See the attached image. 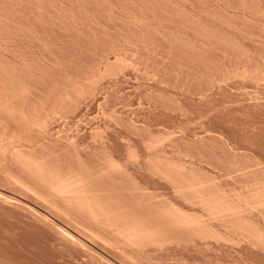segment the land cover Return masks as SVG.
I'll list each match as a JSON object with an SVG mask.
<instances>
[{"label":"rangeland","instance_id":"1","mask_svg":"<svg viewBox=\"0 0 264 264\" xmlns=\"http://www.w3.org/2000/svg\"><path fill=\"white\" fill-rule=\"evenodd\" d=\"M0 60L1 92L49 119L48 136L11 120L0 136L63 172L76 152L92 171L112 156L127 174L101 188L130 215L171 202L226 239L123 246L0 152V264H264V209L223 223L150 171L165 157L233 197L264 187V0H0Z\"/></svg>","mask_w":264,"mask_h":264},{"label":"bare ground","instance_id":"2","mask_svg":"<svg viewBox=\"0 0 264 264\" xmlns=\"http://www.w3.org/2000/svg\"><path fill=\"white\" fill-rule=\"evenodd\" d=\"M118 62L119 63L115 66V67L118 66L116 68L117 70L114 68L116 70V72H119V70L121 71V69L125 68L124 67V65H125L124 60L123 61L119 60ZM109 64L111 65L112 63H109ZM113 64L115 65V63H113ZM113 64L111 65L112 66L111 69L108 68V69H106L107 71L106 72L104 71V72L107 73L108 70H112L114 67ZM3 67H4V65H3ZM114 69L112 70L113 71L112 73H115ZM102 74H104V73H102ZM92 83H94V82H92ZM6 86L7 85H3V88ZM10 87L11 86H9V88ZM3 88H2V90H3ZM14 88L15 87L13 86V90L8 91V89L6 87L5 88V89H7L6 92H5V89L2 92L0 90V117H2V118H0V125H1V123H2V125H5V124L7 125L9 120L14 121L16 123L19 121L20 122L19 124L21 126L23 125L22 127H24L27 130V131L24 130L26 133L30 132L29 130H32V132H34V130L36 128V130L38 129L37 131H40V134L41 133L43 135L46 134L47 131H49V130H47L48 129V125H47L48 121L47 120H49V119L43 118V117L41 118V114H40L41 112L39 111V114H37L38 113V111L36 110L37 108L34 109V111L28 112L29 110L26 111L25 109H27V108H24L25 106H23V107L19 106V108H17V105H16V107H15L14 105L16 103H12V100L17 98L16 93H18L19 96H21L20 95L21 93L18 92L19 90L16 91ZM10 89H12V87ZM81 89L82 88H80V91H81ZM25 91H23V92L21 91V92L24 94L27 92V91L26 92ZM4 92L6 95H3ZM19 96L17 99L20 98ZM84 96H85V94H84ZM62 98H64V97H62ZM35 111H37V112H35ZM30 113H32V114H30ZM15 117H18V118H15ZM7 120H8V122H7ZM2 125L0 127H2ZM24 128H22V129H24ZM4 129L6 130V128L2 127V130H4ZM24 131H23V133H24ZM13 133L14 134L10 135L11 139H9L10 137L8 138L9 140L6 139L7 136L1 135L3 137L5 136V139L7 141H4L3 137L0 138V152L3 153V155H8L11 161L15 162L22 169H24L28 174H30L36 180V182L38 181L40 184H42L47 189V191L49 192L48 197H50V199L53 200L55 198H58L59 200L62 201V203H64L63 204L64 206H66L67 208L70 209V211L72 210V212L74 211V213H78L79 215H82L83 217L85 216V217L89 218L90 220H92L93 222L105 227L106 229H109L111 234L114 237H116L117 241L121 245L130 246V247L133 246V248H134V246H135V248L136 247H141V248L145 247L146 248L149 245L150 246L153 245V247L154 246L156 247L157 245H163L164 246V244L166 245L170 241L173 242V240H174V242H175L176 239H172L173 238L172 233L175 230L176 231L178 230L177 231L178 236H180L179 231H181V232L185 231L186 233L194 234L196 237L198 236V239L201 237L203 239L205 237H207L208 239L212 238L213 240L215 238H217L218 240H219V238L221 240H222V238L224 239V237H222L220 234H219V238H218L217 232L214 231V229L211 230V228L213 226L212 227L209 226L210 224L205 220V218L202 215L197 216L198 214L197 215L196 214H194V215L190 214V213L182 210L181 207L179 208L177 205H174L173 203L171 204V202L170 203L165 202L166 205H164V206L161 205L163 202L158 203L159 208H156L158 206H155L156 211H155L154 217L151 219L149 217L146 218L147 216L145 215V213H144V218L135 216L136 215L135 212H134L135 215H130L131 213L129 214V212H131L133 209L137 210L136 207H138V203H136L137 205L135 204L136 205L135 208H132L131 211L127 212L130 209L129 208L126 209V207L123 204H121V202H122V200H124V198H122L121 202L119 201L118 198H116L114 201L115 202L118 201V202L115 203L111 200V197H109V195H107L108 193L110 194V192L103 190V189H107V187H109V186H107L106 188H103L106 185L105 186L102 185V184L107 183L108 178L111 179V177H112L113 178L112 182H113L116 175L123 174L126 171V169H124L125 167H123L122 164H120V162H118L112 156L106 157L104 165L101 167V169L99 167V169L92 171L93 169L92 168H91L92 170L88 169L89 168L88 164H85V162H83L81 160V158L79 157V154L75 151L76 154L74 153L75 154L74 162L76 163V165H75L76 169L74 167L72 168V166L67 167L65 165L66 166L65 168L67 170L65 172H63V169H61L62 167L60 166V164H59V166L61 168L57 167V169H55V167H56V166H54L55 163L49 164L50 161L45 160V158L49 159L50 158L49 156H46L45 158L43 157L45 155L39 156L40 158L34 157V155L32 154L35 152L34 149L31 148V150H34V151H32L29 154V152L31 150L27 151V149H24L25 147L24 148L21 147L24 144L23 142H22V144L17 145L19 143V142L17 143V141H20L22 139V137L19 135H18L19 136L18 137L17 132H13ZM21 133H19V134H21ZM2 134H6V133H4V131H2ZM42 134H41V137H42ZM48 134L49 133H47V136H48ZM29 136H30V134H29ZM15 139H18V140H15ZM14 140L16 142H14ZM27 142H30V141L27 140ZM42 142H46V141H42ZM32 143H34V141ZM24 145H26V144H24ZM75 145H76L75 142L68 143V147H71V146L74 147ZM153 145L154 144L151 145V148H154ZM29 149H30V147H29ZM34 154L36 156V153H34ZM41 157H43V158H41ZM132 157L136 158V155L132 154ZM164 158L165 157L153 158L150 161V171L152 172V174L156 175V177L158 175L162 176L163 178H165V181L168 180L169 183L171 185L173 184L172 186H174V187L176 184L177 187H175V189L176 190L178 189L177 192L178 191L180 192L179 195L181 196V194H182L185 197L184 198L181 196L182 198H184V199L187 198L188 199V201L186 199L187 202L191 201L190 203H192V201L193 202L195 201V204L199 203L200 206H204L205 207L204 210L207 209L206 212L209 214V216H213L214 219L216 218V220H219V221L222 220L223 223H224V221L225 222L226 221L227 222L228 221H237V222L239 221L238 223L241 225V220L244 223L243 220H245V217H246L245 215L248 214V212H250V211L253 212V211H255V209H257L260 212V210L264 209V187L263 186L262 187L258 186L256 188H254L255 190L253 189V191H250L246 195L245 194L242 195V193L241 194L237 193L233 197L232 196L233 194L230 195V194H228V192H226V190L219 188V185L217 184L218 185L217 186L214 183L215 180L214 181L207 180L206 179L207 177L205 179H203L204 176H203V178L202 177L200 178V175H198L199 177H197L196 175L194 176L195 173L194 174L190 173V171H192L193 169L192 170L189 169V171H188L187 168L183 164L172 162V160H170L169 158H167V159L165 158L166 159L165 160ZM58 168H59V170H58ZM60 169L62 171H60ZM124 174L126 175L127 173L125 172ZM105 178H106V181L104 182ZM102 179H104V180H102ZM100 180H102L104 183L102 182V184H100V182H101ZM97 182L99 184H97ZM108 182H110V181H108ZM112 182H111V184H112ZM96 184L100 185V186H97ZM101 186H103L102 187L103 189L101 188ZM127 187H128V185H127ZM124 188H125V186H124ZM126 188L124 190H128ZM108 190H110V189H108ZM128 191H126L127 194H128ZM143 191L144 190L141 189V186H139L136 182H132V187L130 188L129 195L132 194L131 196H135V194H145V193H143ZM121 193H123V192H121ZM120 196L122 197V194ZM231 196H232V198H231ZM121 197H119V198H121ZM149 197H147L148 199L146 202H148V200L149 201L152 200L151 199L152 197L151 196H149ZM132 198H134V197H132ZM135 198L139 199V196H138V198L137 197H135ZM144 199H145V197H144ZM144 199L142 200L143 202L145 201ZM52 200H50V201L52 202ZM132 201L130 203H127L126 206H128V207L133 206L132 204H134V203H132ZM53 202H55V201H53ZM53 202H52V204H53ZM139 203H141V202H139ZM145 204H142V206H144ZM147 205H149V207L151 206L150 204H147ZM143 208H140V210ZM147 208H148V206H147ZM138 210H139V208H138ZM144 210L147 211L146 209H144ZM133 211H135V210H133ZM136 213H138V211H136ZM148 216H150V215L148 214ZM242 216L243 217L245 216L244 219ZM97 224H96V226H97ZM241 226H243V225H241ZM170 229H172V231L174 229V231L172 232ZM169 230L171 231L170 233H169ZM213 231H214V233H213ZM177 232L175 233L176 235H177ZM243 232H246L245 229H243ZM261 236L260 237L258 236L260 239H258L257 236L255 238L253 236L252 237L254 239H257L256 242L258 241V243L260 244L259 240L264 238ZM174 238H177V237L175 236ZM181 238H182V234H181ZM217 239H215V240H217ZM179 240H180V237H179ZM181 240L183 242V238ZM224 240H226V239H224ZM263 240H261V244H264ZM192 241H194V240H192ZM262 241H263V243H262ZM179 243H181V242H179ZM123 255H125V253H123Z\"/></svg>","mask_w":264,"mask_h":264}]
</instances>
